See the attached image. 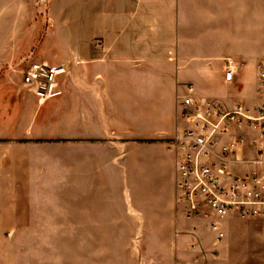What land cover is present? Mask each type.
I'll list each match as a JSON object with an SVG mask.
<instances>
[{"label":"crops","instance_id":"0c3cea01","mask_svg":"<svg viewBox=\"0 0 264 264\" xmlns=\"http://www.w3.org/2000/svg\"><path fill=\"white\" fill-rule=\"evenodd\" d=\"M1 2L6 5L0 9L6 10H24L29 4V0ZM31 4L41 11V0H32ZM46 5L49 27L45 38L62 17L69 28L79 20L81 34L75 38L69 32L67 53L60 63L53 64L70 69L60 79L61 96L41 101L31 92L0 86V174L13 173L16 186L25 188L22 194L0 199L5 204L0 218L26 219L35 218L40 210L55 212V199L36 196L34 188L41 185L35 184L38 175L53 177L41 174L56 171L60 141L86 140L85 145L94 149L93 164L104 171L107 154L101 140L115 138L109 165L118 172L120 138L146 139L145 150L158 145L167 151L163 143L183 126L176 95L187 85H193L194 96L200 97L201 90L211 93L207 83L213 78L230 85L236 93L235 100L228 101L215 94L206 95L226 107L233 108L250 98L253 103L249 106L257 102V85L250 97H241V72L252 64L256 76L257 66L264 60V0H47ZM76 57L78 65H74ZM227 60L238 66L232 83L224 78ZM216 63L221 67L218 70ZM113 118L137 125L133 131L131 126L123 130V137L90 125ZM148 118L154 126L147 125ZM157 118H172L173 126L169 121L161 124ZM73 122L80 124L79 131H71ZM147 126H151L150 131ZM131 142L125 143V153L135 147ZM83 153L87 156V149ZM128 170L130 180V166ZM174 217L177 249L182 251L185 244L193 242L187 232L198 228L199 222L189 224L176 215L175 209ZM235 220H225L226 233L228 224ZM198 234L207 238V244L210 240L212 250L220 249L215 245V234L208 230ZM199 258L196 255L190 264H209ZM175 264L185 263L178 258Z\"/></svg>","mask_w":264,"mask_h":264},{"label":"rangeland","instance_id":"374dc122","mask_svg":"<svg viewBox=\"0 0 264 264\" xmlns=\"http://www.w3.org/2000/svg\"><path fill=\"white\" fill-rule=\"evenodd\" d=\"M31 2L24 10L0 9V86L27 91L22 85V74L29 62L41 59L52 65L60 63L69 47V32L75 38L81 34L79 20L69 28L62 17L45 38L49 27L47 0H41V11L34 10ZM5 5L0 0V7ZM262 46L264 53V37ZM78 64L76 57L74 65ZM216 65V70L221 68ZM207 84L211 93L201 90L200 98L217 100L206 96L215 94L217 98L235 100L236 93L230 85L215 82L213 78ZM241 84V97H250L257 85L252 64L243 68ZM169 99L172 102V95ZM250 99L246 100L247 105L253 103ZM157 119L161 124L169 121V126H173L172 118ZM150 124L154 126L148 118L147 125ZM90 125L122 136L123 130L131 126L133 131L137 124L133 126L122 118H113L97 126ZM79 126L73 122L70 129L79 131ZM113 140L117 141L101 140L107 154L104 171L93 164L94 149L85 145L86 140L60 141L63 143L56 150L59 163L56 171L41 174L53 177L45 179L38 175L35 184L41 185L34 188L36 196L55 199V212L40 210L35 218L26 219L0 218V264H175L178 258L190 264L196 255L209 264H264V220L238 219L229 223L223 243L216 245L220 249L212 250L205 236L202 251L192 250L189 243L182 251L177 249L173 156L158 145L145 150L146 139L120 138L119 171H112L109 164L115 146ZM127 142L135 147L125 153ZM85 149L88 160L83 153ZM23 190L22 186H16L13 173L0 174L1 200L5 195L22 194ZM3 205L0 202V209ZM197 225L201 233L208 230L202 222Z\"/></svg>","mask_w":264,"mask_h":264},{"label":"built area","instance_id":"2783aa9c","mask_svg":"<svg viewBox=\"0 0 264 264\" xmlns=\"http://www.w3.org/2000/svg\"><path fill=\"white\" fill-rule=\"evenodd\" d=\"M63 65L29 62L22 85L41 101L61 96ZM238 66L227 60L225 81L236 80ZM257 102L226 107L220 100L195 97L193 85L177 92L183 126L165 141L174 162V209L186 222H202L225 238V220H264V60L257 66ZM198 228L190 232L192 250H203ZM206 238V237H205Z\"/></svg>","mask_w":264,"mask_h":264}]
</instances>
